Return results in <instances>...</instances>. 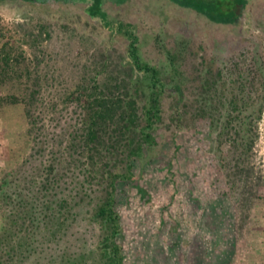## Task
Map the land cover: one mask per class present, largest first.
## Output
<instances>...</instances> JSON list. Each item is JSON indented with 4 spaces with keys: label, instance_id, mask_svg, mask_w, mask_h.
Wrapping results in <instances>:
<instances>
[{
    "label": "rangeland",
    "instance_id": "obj_1",
    "mask_svg": "<svg viewBox=\"0 0 264 264\" xmlns=\"http://www.w3.org/2000/svg\"><path fill=\"white\" fill-rule=\"evenodd\" d=\"M176 1L105 0L111 24H130L131 37L77 2L0 0V42L16 45V64L31 76L0 79V94L40 85L51 129L76 116L77 88L94 78L114 84L132 40L141 60L166 72L173 52L188 105L180 122L159 128L158 145L134 158V178L118 182L123 264H264V0ZM192 3L220 14L238 5L240 14L215 21ZM171 101L164 96V107ZM23 107L0 104V176L30 149ZM238 120L247 132H237Z\"/></svg>",
    "mask_w": 264,
    "mask_h": 264
},
{
    "label": "trees",
    "instance_id": "obj_2",
    "mask_svg": "<svg viewBox=\"0 0 264 264\" xmlns=\"http://www.w3.org/2000/svg\"><path fill=\"white\" fill-rule=\"evenodd\" d=\"M63 1L82 4L110 31L124 30L132 37L130 24H111L105 0ZM189 6L220 22H235L240 14L238 5L230 14L196 3ZM15 49L8 40L0 42V79L14 81L25 74L31 79L26 64L17 66ZM168 58L173 66L166 72L141 60L132 40L128 55L112 75L114 84L94 78L92 84L77 88L82 100L77 102L76 116L58 120L51 129L40 111V85L11 84L0 94V104L24 103L32 140L23 160L0 176V264H123L117 239L121 231L118 182L134 178V158L158 145L159 128L180 122L188 105L180 79L185 72L175 65L173 52ZM73 92L66 91V97ZM169 94L172 101L167 108L162 100ZM235 102L230 100L237 110ZM263 105L264 90L259 114ZM196 109L205 116V103ZM243 124V120L236 122L241 128L237 132L246 128ZM249 139L238 136L234 141ZM223 157L227 158L224 152Z\"/></svg>",
    "mask_w": 264,
    "mask_h": 264
}]
</instances>
